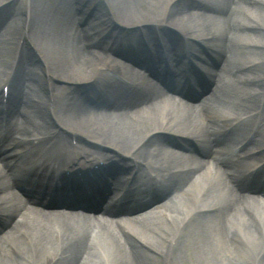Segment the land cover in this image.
<instances>
[{
  "label": "bare ground",
  "instance_id": "6f19581e",
  "mask_svg": "<svg viewBox=\"0 0 264 264\" xmlns=\"http://www.w3.org/2000/svg\"><path fill=\"white\" fill-rule=\"evenodd\" d=\"M187 1L197 0H101L94 9L96 0H12L14 10L20 13L19 20H0V76H6L5 73L11 72L12 68L16 70V84L8 100L6 131L9 135H26L22 145L30 153L35 154L37 151L32 149L37 146L44 149L52 146L56 152L68 154L64 157L69 164L77 159L83 164H91L96 179H89L85 194H80L79 188L67 185L63 199L56 203L68 210L36 211L39 210L36 206L35 209L29 208L15 192L22 184L18 169L12 168L8 173L0 169V217L5 219L0 227V264H158L159 261L164 264H239L240 258L247 260L248 263L242 260L247 264H264V205L251 203L243 192L253 188H242L239 184L234 187L226 183L216 166L215 153L209 148L215 142L218 153L225 156L228 141L213 138L204 132L205 118L195 106L178 103L167 95L160 96L155 81L144 79L140 70L152 69V66L141 64L142 68L138 67L131 61L135 58L132 53L130 59L124 55L130 66L122 69L121 61L114 53L130 39H140L143 33L137 31L147 32L151 36L150 42L155 45L157 31L153 25H182L196 37L205 38L217 46L221 44V50L216 49L214 53L213 62L217 61L222 67L219 71H211L210 81L214 85V79L219 78L223 89L217 88L213 96L203 103L204 110L212 112L221 107L225 103L221 97H226L228 91L242 95L236 99L243 109L238 114H250L252 111H246L247 100L260 102L264 92L254 94L243 88L239 91L236 87L229 90V65L246 59L259 66L264 57L255 59L253 54L257 51L264 53V35L248 37L250 39L245 42L253 49L245 58L236 57L231 45L242 41L243 35L235 30L241 24L253 31L264 30V0H253L254 7L239 0H198L209 5L208 11ZM231 5L232 10H229ZM108 7L113 11L107 12ZM108 13H114L118 21L129 23L128 30L116 33L114 20ZM173 13L179 20L172 19ZM91 15L97 20H90ZM137 22L142 24L134 29L133 23ZM139 47L146 52L143 56L152 51L144 43H140ZM31 49H37L42 54V61L36 59ZM135 60L137 62L139 58ZM106 71L120 73L122 79L131 85L142 81L146 93L133 98L129 94L132 92L130 87L124 86L120 92L114 87H105L104 94L112 99L100 104L91 92L82 99L77 93L67 92V86L53 83L55 79L74 84L90 83ZM37 75L56 92L51 95V106L35 105L30 100L31 94L39 93L35 87ZM240 77L246 81L258 78L251 74ZM167 79L159 80L170 84L173 94H176L180 85ZM26 88L28 93L23 92ZM50 112L53 117L48 120ZM258 116L255 113L250 123H255ZM53 124L61 131L56 130ZM159 130L174 131L181 139L188 138L186 143L189 145L196 141L203 147L207 157L205 165L209 167L205 169L198 164L190 170L196 154H179L172 159L179 152V145L161 137L148 142L151 134ZM67 132L73 139L84 140L86 144L73 145L67 139ZM262 139L264 123L254 144L260 146ZM124 147L132 148L144 160L128 168H132L131 172H126L115 160ZM53 149L48 152H54ZM109 149L115 152L109 154ZM164 155L171 162H162ZM210 158L215 160L211 164ZM101 160L104 165L95 168L94 165ZM162 163L165 169L156 179L148 166L158 169ZM172 168L188 170L165 172ZM123 175L150 179L155 189L167 181L165 194L159 199L167 196L169 201L160 202L155 207L157 213H161L160 217L151 214L127 219L124 226H120L124 240L111 224L92 222L88 218L90 215L74 211L76 207L95 209L97 202L91 204L89 200L96 198L104 202L106 193L119 183ZM76 184L82 186L87 181H77ZM180 185L184 187L182 193L177 197L169 196L173 188ZM139 191L137 187L133 189V194L128 192L135 197ZM34 195L48 202V197L39 196L36 192L32 197ZM142 203L136 209L124 205L115 207L113 212L130 214L151 202ZM242 204L248 205L250 214L241 210ZM8 221L10 228L6 229ZM227 225H230L228 232ZM211 235L215 237L214 241Z\"/></svg>",
  "mask_w": 264,
  "mask_h": 264
},
{
  "label": "rangeland",
  "instance_id": "374dc122",
  "mask_svg": "<svg viewBox=\"0 0 264 264\" xmlns=\"http://www.w3.org/2000/svg\"><path fill=\"white\" fill-rule=\"evenodd\" d=\"M7 1H10V0H0V4H2V3H4V2H7ZM162 2V1H161ZM200 3V2H199ZM202 5H201V7L204 9L205 7V3H201ZM178 8L180 9V7L178 6ZM112 10V9H111ZM161 15V13H159V15L158 16H160ZM126 17V16H125ZM172 19L173 20H179L178 18H177V16L175 15V13H173L172 14ZM118 25H120V26H124L123 24H119L118 23ZM38 47V46H37ZM123 67H126V65L125 66H123ZM85 77V76H84ZM101 80V79H100ZM54 83L56 84V85H58V86H67L68 87V84H70V83H68L67 81H65V80H60V79H56L55 81H54ZM74 85V84H73ZM73 88L75 89V90H77V91H82V90H84V87L81 85V84H75L74 86H73ZM43 94V93H42ZM33 99H36L37 100V102L38 103H42L43 101H44V97H43V95H41V94H38V93H34L33 94ZM139 136H141V135H139ZM152 141L154 142V139H152ZM133 144H134V142H133ZM121 145V144H120ZM123 146V145H122ZM123 149H130V148H128V147H124ZM132 149V148H131ZM142 161H144L143 159H142ZM211 239L214 241L215 240V237L213 236V235H211ZM194 252V251H193ZM194 255H195V253H194ZM195 257H196V255H195ZM198 257V256H197ZM196 257V258H197ZM198 259H199V257H198ZM240 260V261H239ZM242 260H245V259H243V258H240V259H238V263L239 264H247L248 262H247V260H245L247 263H245L244 261H242ZM241 262V263H240ZM158 264H163V262L161 263V262H159ZM198 264H200V262L198 263Z\"/></svg>",
  "mask_w": 264,
  "mask_h": 264
}]
</instances>
